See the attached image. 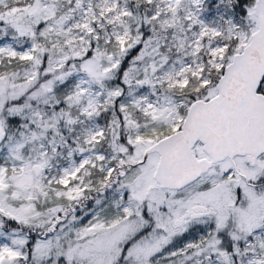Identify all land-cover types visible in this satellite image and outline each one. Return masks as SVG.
Instances as JSON below:
<instances>
[{
  "label": "snow or ice",
  "instance_id": "snow-or-ice-1",
  "mask_svg": "<svg viewBox=\"0 0 264 264\" xmlns=\"http://www.w3.org/2000/svg\"><path fill=\"white\" fill-rule=\"evenodd\" d=\"M0 264H264V0H0Z\"/></svg>",
  "mask_w": 264,
  "mask_h": 264
}]
</instances>
